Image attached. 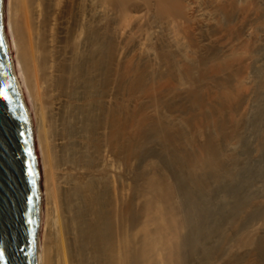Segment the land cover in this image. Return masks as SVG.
I'll list each match as a JSON object with an SVG mask.
<instances>
[{
  "label": "bare ground",
  "instance_id": "6f19581e",
  "mask_svg": "<svg viewBox=\"0 0 264 264\" xmlns=\"http://www.w3.org/2000/svg\"><path fill=\"white\" fill-rule=\"evenodd\" d=\"M44 1L2 0L4 38L12 74L31 125L38 171L37 264H109L104 254V252L107 253L106 245L109 243L104 242L107 240L105 229L108 226L104 227L106 222L102 221L103 217L101 218L99 214L102 207L100 204L102 195L98 190L99 185L96 184V182H103L100 181L102 178L114 181L113 184L117 183L119 194L117 208L120 210L121 217L119 237L122 238V246H120L122 249L119 251H122L123 259V262L120 260L119 262L131 264L129 245V233L132 227L130 200L133 198L131 183L136 176L134 169L137 168L132 165L135 163L133 162L135 155L131 154L135 140L130 133L136 126L133 127V125L131 131V125L135 123L131 121V110L142 105L144 107H141L150 115L157 116L158 113H163L170 121H177L180 117L182 118V111L179 110L182 106L179 109L177 106L173 109L168 106L166 109L165 106L161 107L158 101L164 99L175 104L183 103L190 82L181 81L178 89L162 87L157 88L154 94L150 91V94L133 96L127 88L132 84L130 82L127 85L131 72L129 75L127 72L120 75L117 73L119 70L117 65L119 63L128 65L130 56L134 55L135 58L143 59L147 64L145 66H148L147 71L150 77L158 70H166L168 60L165 53H177L181 55V58L188 60L189 57L184 54L183 47H179L176 34L174 36L171 27H168L171 23L167 25L153 18L145 28L133 25L125 29L124 33H118L119 38L116 40H119L117 41L119 43L114 52L106 58L103 56L106 44L103 47L100 43L104 40L103 35L106 32L110 35L108 36L110 39H114L116 36L113 29L115 28L112 23L104 22L102 10L95 0H88L89 3L85 8L82 7L80 0H61L63 1L60 2L61 4L50 8ZM239 1L241 2V0H184L181 14V19L188 24L185 30L186 35L193 40H191L193 48H190V51L193 50L194 54L199 53V56L209 54L207 58L226 59L227 65L224 64L223 67L220 64L219 69L214 72H217L215 74L219 79H230L228 86L234 89H232L234 94L231 98L235 102L231 103L234 107L231 112L234 110L238 112L239 121L236 123L239 126L235 130L236 137L229 134L230 137L225 143L221 141L224 146L219 145L220 151L215 149L214 141V147L208 148V145L205 155L202 156L193 153L195 150L193 144V148L189 146V150L185 151L183 147L180 149L176 146L171 149L172 155L168 153L166 155L164 149L156 147L155 143L158 141L152 142L155 145L152 151L161 163V170H168L166 174L173 180L171 185L175 188L173 190L175 194L171 201L174 202L176 213L178 211L177 214L183 219L185 227L177 238L179 249H176V255L184 264H196L202 261L199 259L211 255L213 251L215 253L219 247L221 249L224 242V251L220 255L228 254L225 251L230 244V239L225 232L231 230L236 223H240L236 224L239 227L238 230L250 227L264 235V216H262L264 211V21H262L264 10L261 11L258 6L255 7L252 4L248 7L246 5L245 9H239V6L236 7ZM256 2L259 3L258 5L264 4V0H255ZM220 3L223 4L220 5ZM141 5L136 4L137 11L142 10ZM226 12L230 14L227 15L229 18L225 16ZM228 21L235 24L229 32H226L223 22L228 24ZM212 49L216 50L213 56V53H209ZM232 56L234 58L237 56L239 59L237 57L232 59ZM178 59H180L179 56ZM203 60L205 64V59ZM127 65L122 67L126 66L125 69H127ZM119 75L122 77H118ZM211 76L204 77L206 79H196L204 95L210 94L211 90L214 92L217 86ZM175 77L174 79H177ZM99 87H102L101 91ZM231 92H229L230 95ZM224 114L223 112V116ZM115 126L119 127L117 131L113 130ZM153 127L147 129L149 133L154 130ZM160 127L162 128V125ZM160 132L161 129L154 130L155 134L147 138L152 139ZM93 139L100 141L98 149ZM188 141L190 143L187 144H191V139ZM183 143L185 142L181 144ZM152 151L150 150V153ZM165 152H168V149ZM150 153L146 154L147 157L151 156ZM181 154L185 157L190 156L188 167L186 165L188 158L184 159V157L183 159L187 162L183 161L184 165L180 164ZM218 154H224L226 158L218 161L220 158ZM92 156H96L93 165L90 164L93 162L90 160ZM88 179L100 180L91 184V180L88 181L90 184L88 187L86 185ZM252 200L258 203L252 204L251 207L254 209L250 208L251 212H247ZM160 203L159 201L158 205ZM98 206H101L99 212ZM242 214L247 216L243 219ZM119 237L118 241L121 240ZM262 243L263 241L260 242ZM236 252L239 256H243L244 260L249 255L243 249H238ZM261 254H257V259L250 257L252 259L250 264L254 261L260 264L264 257V254ZM221 256L217 258L218 261L226 257V255ZM218 261L215 262L219 263Z\"/></svg>",
  "mask_w": 264,
  "mask_h": 264
},
{
  "label": "rangeland",
  "instance_id": "374dc122",
  "mask_svg": "<svg viewBox=\"0 0 264 264\" xmlns=\"http://www.w3.org/2000/svg\"><path fill=\"white\" fill-rule=\"evenodd\" d=\"M80 1H81V5L83 8H85V6L87 7V4L89 3L88 0H80ZM246 1L247 0H241V2L239 1L240 3L239 4L236 3V7L239 6L238 7L239 9H242V8L245 9L246 5L248 7L252 4V5H255V7L258 6L259 10L260 9H261V11L264 10V6H263L264 4L263 3L258 5L259 3H257V2L255 3V0H253V1L249 0L247 2ZM60 2H63V1H61V0H45L44 1L45 5L48 8L53 7L56 4L57 5L61 4ZM95 2H96V4H98L99 8H101V10H102V15L104 16V22L107 24H109V22L112 23L113 28H115V29H113L114 30L113 32L115 33V36H116L114 39L113 38L110 39L109 38L110 35H108V33L106 31H105L106 33L104 32L105 34L103 33L104 34L103 35L104 40H102V42L103 41L104 42H103V44L101 42L100 45L101 46L103 45V47H104L105 46L104 44H106V47H104L105 53H103L104 57L107 58V56H110L114 52L115 48L117 47V45L119 43V42L117 43V41H119V40H116V39L119 38L120 33H124L128 28H130L133 25H138V27L145 28L151 23L150 21L153 18L159 19L164 24H167L169 22L171 23L170 25L167 24L168 27L169 28L171 27V32H173L174 36L176 34L175 37H178L177 38L179 41L178 44H180L179 47L180 46H181V48L183 47V50L185 51L184 54H187L189 57V60H188L185 58H181V55H179L177 53L176 54L175 53H172V54L171 53H165V57L167 56L166 60H168L166 70H158L153 75L150 74V75H152L150 77H149V74L147 71L148 66L147 67L145 66L147 64L143 61V59H139L138 57L135 58L134 55L130 56L131 58H129V60H128V65L125 63H119L117 65V68L119 69V70H117L118 74L123 75V74H125V72H127V74L129 75L131 72V74L129 75V79H128L129 81L127 80V82H128L127 85H129L130 82H132V84L129 85L130 87L127 86V88L129 89L130 94L133 96L135 94H137V96L143 95V94L144 95L150 94L151 92H152L151 94H154V92H156L158 89H161L162 87L164 89H167L169 87L170 88L173 87V88L178 89L179 86L181 85V81H187L188 83L190 82L189 88H188V90H186V92L188 91L187 92L188 94L185 92L186 97L184 100L186 102L184 101L183 103H176L175 104L172 101L164 100V99H161L163 101H158V103L161 104L160 106L161 107L165 106L166 109L168 108V106H169V108H172V109L175 108V106H177L178 109L181 108L180 106H182V108L179 109L183 112V113L181 112L182 118L180 117L177 121H173V122L170 121L169 119H167L166 115L165 116L163 115V113H158V115L156 114L158 116V118L155 115H150L147 112H145L144 108H142L144 106H142V105H140L139 107L137 106L136 109L132 108L134 110H131V111H132V114L135 115V117H133V115L130 114L131 115V121L133 120L135 122L134 124L131 125V127L133 125H134L133 127L136 126L135 130H133V127H132L131 131L132 130L133 131L132 132L130 131L131 132L130 134H132V138H134V140H135L134 141L132 139L134 141V149L132 151L134 154L133 153H131V154H132V156H134V155H135V157L137 156L136 158L134 157V159H135L134 161L132 160L133 162H135L134 164H132L133 167L134 168L137 167V168L134 169V171H135L134 173H136L135 174L136 176L133 178L134 180L131 183L132 184L131 185V192H132L131 196L133 197L130 200V205H131L130 206V210H131L130 214H131V218H132L130 224L132 227L130 228L131 231L129 233L130 257L133 258V259L131 258V260H130L131 264H182L183 263L182 259H180V257H178V255H176L177 254L176 249L178 248L177 247V245H178L177 244V238L179 237L180 233L183 232L181 230H183L184 223H183V219H181L180 216L177 214L178 211L176 213L177 209L175 208L176 206L175 207L173 206V205H175L174 202L171 201L174 194H175V193H173L174 192L173 190L175 188L173 187V185H171L173 180H171V178H169V175L166 174L168 172V170H165V171L161 170V168H160L161 163H160L159 159L155 158L153 151H152V149L155 148V145L153 143L158 141L157 143H155V144H157L156 147H158L160 149H164V154H166V155H167V153H168V155H172L171 149L175 148L176 146H177V148H180V149H182V147H183V149L185 151L186 149L189 150V146H191V148H193V145H194V149H195L194 151H197V152H194L192 150L193 153H195L196 155L200 154L202 156V155H205V149L208 145H209L208 148L212 147L213 144H215V142H216V144L214 145L215 149L220 151L218 148H220L221 145L224 146L223 143H225L227 138L230 137L229 134H231V136H233V137L236 135L235 130L239 126V124H237L239 121L238 115H237L238 112H236L235 110L233 112H231L234 109V107H232L233 104H231V103L235 102V101L233 102L232 100H234V99L231 98V96L234 94V91H233L234 89L231 88L230 86H228L230 84V82H228L230 79H228V78L223 79V80L219 79L218 77H216V74H215L217 72H214V71H217L219 69L220 64H221L220 66H223L224 64L227 65V63H225L226 59L207 58L209 56L208 53H207L208 55L200 54V56H199L198 55L199 53L195 52V54H194L193 50L190 51L193 48V46H192L193 40L186 35L185 30L188 26L187 22H184L181 19L184 0H95ZM242 3H244V5ZM136 4H139V5L142 4L141 6L143 8L141 11H137ZM222 4L223 3H220V5H222ZM241 4H242V7H241ZM133 6H134V8H133ZM227 15L229 16L230 14H228L226 12L225 16L227 18H229ZM260 19L262 20L263 18L261 17ZM46 21L47 20H45V22ZM262 21H264V19ZM223 23H224L223 28L226 29V32H229L234 27L233 24H235L234 22L232 23L231 21L230 22L228 21L229 25L227 24V22H223ZM225 24H227V25H225ZM225 26L226 27L228 26V27L225 28ZM182 38H184V39H182ZM180 39H182V40L180 41ZM214 52H216V50L214 51L212 49V51L210 50L209 53L210 54L213 53L212 54V56H213ZM190 54H192V55H190ZM178 56L180 57V59H178ZM202 57H203V59H205V64L203 62L204 60L202 59ZM236 57L237 56H235V58ZM238 57H239V55H238ZM206 58L208 61L206 60ZM235 58H234V56H232V59H235ZM181 59H183V60H181ZM232 59H230V60H232ZM182 61H183V63H181ZM193 61H196L197 63L193 62ZM206 61H207L208 65L206 64ZM177 62H180V63H177ZM222 62H224V63H222ZM227 62L229 64V59H227ZM168 63L170 64V66ZM173 63L175 65H173ZM176 64H177V66H176ZM124 65H127V69H125L126 66L124 68L122 67ZM180 65L183 67H181ZM199 65H200V67L198 68ZM216 66H218V67H216ZM176 67L178 69L175 70ZM194 68H196V69H194ZM121 71H123V72H121ZM174 71L180 72L179 74H181V76H180L181 80H180L179 74H175ZM181 71H184V72L181 73ZM172 72H174V73H172ZM198 74L200 75V77H198L199 76ZM120 75L118 77H122ZM130 76H131V78H130ZM175 76L177 77V79H174ZM210 76H211V78H213L215 80V82L217 83V86L214 88L215 89L214 92H213V90H211L210 94L204 95V93L202 94L203 91L200 90L199 85H197L198 81L196 82V79L197 78H198L197 80L206 79V78H210ZM204 77H206V78H204ZM147 80H148V82H147ZM191 83H192V85H191ZM162 85H164L165 87ZM155 86H157V87H155ZM218 86L219 87L221 86V87L219 88ZM145 87H147V88H145ZM229 87H230V89H229ZM237 87L240 89V85H238ZM101 89H102V87H99L100 91H101ZM225 89H227V90H225ZM153 90H155V91H153ZM216 90H218L217 92L219 94L216 92ZM137 91L138 92L140 91V92L138 93ZM141 92H142V94H141ZM229 92H231V95ZM227 93H229V94H227ZM216 94H218V95L216 96ZM187 96L191 97V98H188ZM222 96H224V98ZM213 98H215V99H213ZM212 99H213V101H212ZM218 104H220V105H218ZM230 104H231V106H230ZM221 105H223V106H221ZM99 106L101 107V105H99ZM170 106H172V107H170ZM228 108L231 110L228 111L227 110ZM196 109H198V110H196ZM141 110H143V111L141 112ZM222 111L225 113L224 116H223ZM159 114H160V116H159ZM229 114H231L230 115L231 117L229 116ZM197 115H198V118H197ZM222 116H223V118H222ZM153 117H154V119H153ZM195 117H196V119H195ZM149 123L151 125H149ZM146 124H148L149 126H147ZM159 124L162 125V128L160 127ZM143 125H146V126H143ZM137 126H138V129H137ZM150 127H153L155 131L156 130L159 131L161 129V132L158 133L157 135L153 136L152 139H148L149 136L155 134L154 130H152L150 133L148 132ZM118 128L119 127L115 126V128H113V130L117 131ZM138 132H139V135H138ZM143 133H145V134H143ZM183 134H185V137H183ZM177 135L179 138L177 137ZM180 139L181 140L185 139L186 141L182 140V142H185L183 144H186V145L181 144L182 142ZM190 139H191V144H187V143H190L188 141ZM93 140H94L93 143L95 142L94 144H95V146H97V149H98V147H100V146H98V145H100V143H99L100 141H98V140L96 141L95 139H93ZM217 140H219L218 146H217ZM221 141L222 142L224 141V142L222 143ZM92 145L93 144H91V146ZM180 145H182V146H180ZM204 145H206V146H204ZM167 149H168V152H165V151H167ZM150 150L152 151L151 153H150ZM169 150H171V151H169ZM148 153H150L149 155H151L152 157L151 156L147 157L146 154H148ZM219 155L220 154H218V156ZM223 156H225V155L224 154L220 155V158H218V161L220 159L222 161V159L224 160V158H226V156L225 157H223ZM184 157H185V155H183V154H181V156H179V159L182 158L181 161L179 160L180 164L184 165L183 161H185V162L188 161L186 163V165L188 167V165H190L189 164V162H190L189 157L190 156L187 155V157H185V158ZM183 158L184 159L188 158V160L186 161ZM139 159H141V160H139ZM90 160L93 161L92 163H90L91 165L95 164L96 156H94V157L92 156V159L90 158ZM140 162L142 163V165ZM100 179H92V180L88 179L86 182V185L89 187L91 183H95L96 180L98 181ZM102 179L100 181H103V182H101V183L99 182L100 184L98 182H96V184H98L100 187L99 188L97 185V187L99 188L98 190L100 192V195H102V198H101L102 200L100 199L102 201V202L100 201V204L102 207L100 206L101 207L100 208L98 206L97 210L99 208L101 209V213L103 215L99 212L100 209L98 210V212L100 214V217L101 218L103 217L102 221L106 222V225H104V227L108 226L105 229V231H106V235H105L106 238L105 239H107V240H104V242H106V244H107V241H108L109 243L106 246L107 247L110 246L109 249L106 247L107 253L104 252V254L106 255L105 258L108 259L107 261H109L108 262L109 264H121L120 262H123V259L121 257L122 251L121 252L119 251L120 249H122V248H120V246H122V238H120L121 236L119 237V235L121 234L120 233V231H121V227H120L121 217H120V213H119L120 210H118L119 208H117L119 206V201H118L119 200V194L117 193V190H118L117 187L118 186H117V183L113 184L114 181H112V180L110 181V179H108V180H107V178L106 179L102 178ZM90 180H91V182H90ZM88 181L90 182V184ZM92 181H94V182H92ZM96 184H94V185L96 186ZM114 186H115V188H114ZM148 186H149V188H148ZM163 191H165V192H163ZM136 195H138V196H136ZM158 195H159V197H158ZM157 199H158V201H157ZM159 201L161 202L160 205H158ZM105 203H107V204H105ZM256 203H258V202L252 200L250 207H248L247 212H249V211L251 212V209H254L251 206L255 205ZM244 216H247V215L242 214L241 217H243V219H244ZM262 216H264V211L262 213ZM104 219H106L107 221ZM153 221H155V222H153ZM107 223L109 225H107ZM233 224H235V223H233ZM236 224L239 225L240 223H236ZM236 224L234 225L235 227L233 226L231 230H228V231L226 230V232H225L227 238L230 239L229 240L230 244L226 243V245L228 244L227 247L229 249L227 248L226 249L227 251H225V252H227L228 254H226V253L223 254V256L226 255V257H223L220 255L224 251V244H225V242H224L223 247L221 248L222 250L219 247L218 248L219 250L217 249L215 251V253H214V251H213V253H211L212 256L209 254V251L207 250V253L209 255L207 257H204V258L202 257L203 259H199L202 261H198V262H196V264L197 263L198 264L199 263L205 264L206 263L205 260L207 258H209V260L208 259L206 260L207 261L206 264H208L209 261L211 263L213 262V264H220L221 262H222V264H250V260H252L251 258L257 259V256H258L257 254H261V250L262 249L264 250V240H263L264 235L257 233L255 230H253L250 227H246L245 230L244 229L238 230L239 227ZM118 231H119V233H118ZM227 233H228V235H227ZM260 235L262 236L263 239L261 238ZM118 237H119V239H121L120 241H118ZM175 238H176V240H175ZM260 240L263 241L262 244H260V242H261ZM172 242H174V243H172ZM242 247H244V248H242ZM260 247H262V248H260ZM238 249H243V250H245L246 254H249V255L251 254V255L250 256L247 255V257H246V254H245L246 259L244 260L243 259L244 257L239 256L238 255L239 253L236 252V250H238ZM228 250H229V252H228ZM263 250H262V254H264ZM258 252H260V253H258ZM219 255L221 257H223V259H221V261L217 260V258H220ZM109 258H110V260H109ZM176 259H178V260H176ZM119 260H120V262H119ZM215 261H218L219 263H216ZM210 262H209V264H210ZM263 262H264V257H263L261 263L264 264ZM255 263L259 264L258 261H254L253 263L251 262V264H255Z\"/></svg>",
  "mask_w": 264,
  "mask_h": 264
},
{
  "label": "water",
  "instance_id": "95a60500",
  "mask_svg": "<svg viewBox=\"0 0 264 264\" xmlns=\"http://www.w3.org/2000/svg\"><path fill=\"white\" fill-rule=\"evenodd\" d=\"M38 222L32 129L10 66L0 0V264H37Z\"/></svg>",
  "mask_w": 264,
  "mask_h": 264
},
{
  "label": "snow or ice",
  "instance_id": "6c2138e0",
  "mask_svg": "<svg viewBox=\"0 0 264 264\" xmlns=\"http://www.w3.org/2000/svg\"><path fill=\"white\" fill-rule=\"evenodd\" d=\"M2 255H3V254H2V253H0V258H2Z\"/></svg>",
  "mask_w": 264,
  "mask_h": 264
}]
</instances>
